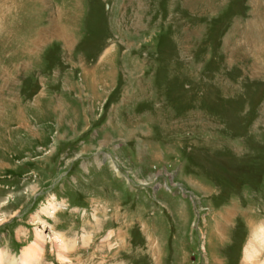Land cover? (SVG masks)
Masks as SVG:
<instances>
[{
    "label": "rangeland",
    "instance_id": "obj_1",
    "mask_svg": "<svg viewBox=\"0 0 264 264\" xmlns=\"http://www.w3.org/2000/svg\"><path fill=\"white\" fill-rule=\"evenodd\" d=\"M260 226L264 0H0L2 264H262Z\"/></svg>",
    "mask_w": 264,
    "mask_h": 264
},
{
    "label": "bare ground",
    "instance_id": "obj_2",
    "mask_svg": "<svg viewBox=\"0 0 264 264\" xmlns=\"http://www.w3.org/2000/svg\"><path fill=\"white\" fill-rule=\"evenodd\" d=\"M38 249H39V244H36V241L31 242V244H29V246L24 249L20 264H31L37 261V258L40 256V252L38 251ZM263 250H264V226L256 230L253 236L251 237V240L249 241L245 249V261L247 263L254 261ZM4 259L7 260V256L1 254L0 264H2L1 262ZM11 264H13V261L11 262ZM262 264H264V262Z\"/></svg>",
    "mask_w": 264,
    "mask_h": 264
}]
</instances>
